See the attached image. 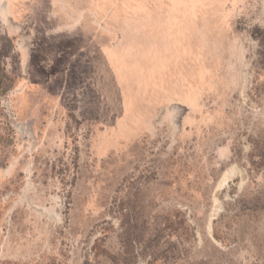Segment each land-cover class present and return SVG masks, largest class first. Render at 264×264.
<instances>
[{"label":"rangeland","instance_id":"obj_1","mask_svg":"<svg viewBox=\"0 0 264 264\" xmlns=\"http://www.w3.org/2000/svg\"><path fill=\"white\" fill-rule=\"evenodd\" d=\"M0 264H264V0H0Z\"/></svg>","mask_w":264,"mask_h":264}]
</instances>
